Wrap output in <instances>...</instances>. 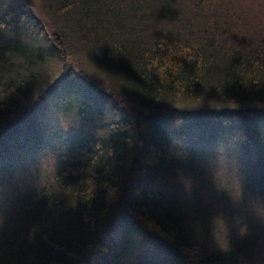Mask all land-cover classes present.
<instances>
[{
	"label": "trees",
	"instance_id": "obj_1",
	"mask_svg": "<svg viewBox=\"0 0 264 264\" xmlns=\"http://www.w3.org/2000/svg\"><path fill=\"white\" fill-rule=\"evenodd\" d=\"M36 1L0 0V264H122L125 227L176 264H264V225L242 228L264 212L258 161L236 196L211 182L195 133L264 120V0ZM64 94L115 120L21 129ZM41 134L57 166L19 177Z\"/></svg>",
	"mask_w": 264,
	"mask_h": 264
},
{
	"label": "rangeland",
	"instance_id": "obj_2",
	"mask_svg": "<svg viewBox=\"0 0 264 264\" xmlns=\"http://www.w3.org/2000/svg\"><path fill=\"white\" fill-rule=\"evenodd\" d=\"M10 1L16 6L22 5V3L25 2V0H10ZM34 1L37 3L35 5L38 7L40 2L36 0ZM30 40L32 39L20 40V42L26 45V48L33 49V51H36V47L38 45L44 46L45 48L48 47L47 45L45 46L41 42L42 40L41 41L32 40V42ZM8 48L13 49V46H10ZM10 52L11 50L4 51V53H10ZM49 61L50 59L47 60L46 65L48 64ZM49 66L55 68L57 67L55 62H51ZM83 68L85 69V66H83ZM43 69L44 67L42 65L41 71H43ZM45 69H46L45 71H47L48 68ZM69 79L71 80L70 83L73 85L74 89L78 90L79 84L77 83L75 78L70 76ZM82 97L85 98L83 100V103L79 99L77 98L75 99V97L73 96H67L66 94H64L63 99L61 98L55 100L54 97L49 98L48 100L49 105H46L47 103L45 104L43 103V106H41L39 109H36L28 117L24 118L23 123L20 124L21 129L24 128L26 133L29 134L30 131L33 130V128L37 132H39V129H37L36 126H42L44 125V123H49L53 121L55 118H57V120L55 122H52L50 125L59 128L61 127V125L67 126V124H73V125H77V127L84 129V132H86L87 131L86 129H89L93 125V124L89 125L90 122L94 123L95 120L94 117H91L88 121H86L87 120L86 117L90 113H96L100 110H105L104 114L108 113L110 115L111 118L109 117V115L105 116L103 114L105 119H107V122H113L115 120L114 115L109 112L107 105L103 103H102L103 106L96 105L91 100L92 97L91 99H89L90 96L88 97L87 94H84ZM79 112H82L83 115L80 116ZM250 118L251 117H249V119ZM256 120L257 119H253V117L252 119L248 120V123L250 125L249 124L242 125L241 123H238L236 121L227 124H222V122L220 123L214 122L213 126L204 125L201 127V129H199V131L195 132L196 134L200 135L199 136L200 140L196 141V147L197 149L200 150L199 151L200 155L204 157L207 160V163L209 164V165L206 164L205 170H209L207 172L211 174V182L214 184H221L224 187L230 188V190L236 193V196L239 193V188L237 187L238 181L242 177L243 174L242 172L244 171V167H246L248 158L255 159L258 161L259 165L256 167V169L259 172H261L258 175H262V174L264 175V162L262 161L264 160V153H263L264 152L263 151L264 150V120H257V121ZM96 122H99V120H97ZM171 122L174 123L175 125H178L180 120L174 119ZM193 122L196 125V121L193 120ZM256 122L258 125L256 124ZM258 122H261V125ZM259 128L261 130H259ZM247 129L248 130L252 129V130L248 131ZM238 131H243L244 133L242 134H245V137L248 136L247 140ZM73 132L74 131L71 130L69 132V136ZM247 132L249 133V135ZM96 134H99V132H96ZM64 135L66 136L65 131L61 132L59 136L60 138H63ZM44 136L45 134H41L42 138H40L41 140L36 144L37 149L32 150L31 145H30L31 147L25 146L21 149L20 152L24 154L25 161H23L21 164V170L16 173L19 177L26 176L32 178L36 173L50 174L51 172H53V166L54 168L57 166L56 159H53L52 157L54 156L50 151L47 150V143L45 139H43ZM250 137H251V141H249ZM61 143L63 146L64 142ZM69 143H70V138L68 140V144ZM52 145L54 152H57V149H59V147L57 148L54 147L56 145L55 140L53 141ZM26 148H28L26 150L27 152H23ZM217 149H218V153H217ZM19 177L15 176L13 178V182L18 181ZM41 177L42 176H39V178ZM5 194L7 193L5 192ZM257 197L260 198L261 196H257ZM251 212L252 215H248V217L246 218L244 217L246 222L242 223V228H246V224L248 223L254 226L256 225L263 226L264 212L259 210L257 207H254ZM259 213H262L263 215H259ZM118 235L119 237L124 236L123 241H124V245L126 246V249L123 251L121 255V258L123 260L122 264H137V261L138 264H159V263L176 264L172 259L170 260L166 254H163L162 252H160V250H155L156 249L155 245L152 244L149 238L142 236L138 233L136 234L130 228L127 227L121 228L118 232Z\"/></svg>",
	"mask_w": 264,
	"mask_h": 264
},
{
	"label": "bare ground",
	"instance_id": "obj_3",
	"mask_svg": "<svg viewBox=\"0 0 264 264\" xmlns=\"http://www.w3.org/2000/svg\"><path fill=\"white\" fill-rule=\"evenodd\" d=\"M4 1H5V0H4ZM7 1H8V0H7ZM4 3H5V2H4ZM6 3H7V2H6ZM6 3H5V4H6ZM9 4H10V2H9ZM6 5H7V4H6ZM12 5H13V4H12ZM93 5H94V4H93ZM93 5H92V6H93ZM3 7H4V6H3ZM9 8H10V7H9ZM4 9H5V7H4ZM4 11L7 12V10H3V12H4ZM3 12H2V13H3ZM0 15H1V14H0ZM7 17H8V15H7ZM3 18H4V17H3ZM20 21H21V20H20ZM21 24H22V23H21ZM22 33H23V32H22ZM19 35H20V33H19ZM23 35H24V34H23ZM29 35H30V33H29ZM22 37H24V36H22ZM22 37L19 38V40H20V39L22 40ZM28 37H29V36H28ZM28 39H29V38H28ZM28 39H26V40H28ZM30 41L32 42V40H30ZM20 43H21V42H20ZM20 43H19V45H20ZM77 65H79V64H77ZM70 66H71V65H70ZM66 67H67V66H66ZM72 67H74V66H72ZM82 67H83V66H82ZM71 69H72V68H71ZM83 69H84V68H83ZM79 70H81V68H80ZM75 72H76V71H75ZM84 72H85V71H84ZM80 73H81V72H80ZM87 73H88V72H87ZM71 75H72V73H71ZM75 75H77V74H75ZM79 75H80V74H79ZM84 76H86V75L84 74ZM84 78H85V77H84ZM70 79H71V78H70ZM93 80H94V79H93ZM93 80H92V81H93ZM90 82H91V81H90ZM88 83H89V82H88ZM95 83H96V82H95ZM96 85H97V84H96ZM94 88H95V87H94ZM91 89H92V88H91ZM99 90H100V89H99ZM52 93H53V92H52ZM88 97H89V95H88ZM24 101H25V100H24ZM21 102H22V101H21ZM53 105H54V103H53ZM21 107H22V106H21ZM55 107H56V106H55ZM45 108H46V107H45ZM51 108H52V107H51ZM55 109H56V108H55ZM11 112H12V111H11ZM13 114H15V113L13 112L12 115H13ZM17 114H18V113H17ZM12 115H11V116H12ZM19 116H20V115H19ZM256 118H257V117H256ZM259 119H260V118H259ZM12 120H13V119H12ZM245 120H246V119H245ZM247 120H249V119H247ZM257 120H258V119H257ZM257 120H256V121H257ZM260 120H261V119H260ZM241 123H242V122H241ZM258 123H260V125H261V122H258ZM248 124H249V123H248ZM253 124H254V123H253ZM256 124H257V122H256ZM249 125H250V124H249ZM257 125H258V124H257ZM248 127H249V126H248ZM253 127H254V126H253ZM259 127H260V126H259ZM251 128H252V126H251ZM191 129H192V128H191ZM240 129H241V128H240ZM242 129H243V128H242ZM245 129H246V128H245ZM255 129H256V128H255ZM255 129H254V130H255ZM247 130H248V129H247ZM249 130H250V129H249ZM249 130H248V131H249ZM251 130H252V129H251ZM251 130H250V131H251ZM259 130H261V129L259 128ZM192 131H193V129H192ZM256 131H257V130H256ZM247 133H248V132H247ZM253 133H255V132H253ZM256 133H259V132H256ZM153 134H154V133H153ZM155 135H156V134H155ZM191 135H192V134H191ZM248 135H249V133H248ZM250 135H251V134H250ZM242 136H243V135H242ZM244 136H245V134H244ZM253 136H254V135H253ZM246 137H247V136H246ZM244 138H245V137H244ZM38 140H39V139H38ZM213 140H214V139H213ZM220 140H221V139H220ZM256 140H257V139H256ZM217 141H218V140H217ZM221 141H222V140H221ZM249 141H251V137L249 138ZM249 141H248V142H249ZM252 141H254V140H252ZM223 142H224V141H223ZM249 143H250V142H249ZM254 143H256V142H254ZM257 144H258V143H257ZM199 145H200V144H199ZM215 147H216V146H215ZM252 150H253V149H252ZM252 150H251V151H252ZM256 150H257V149H256ZM172 151H173V150H172ZM193 151H194V150H193ZM251 151H249V152H251ZM253 151H254V150H253ZM263 151H264V150H263ZM220 152H221V151H220ZM220 152H219V153H220ZM217 153H218V149H217ZM263 153H264V152H263ZM174 154H175V153H174ZM179 154H180V153H178V155H179ZM158 155H159V154H158ZM252 155H253V153H252ZM170 156H171V155H170ZM245 156H246V155H245ZM155 157H156V155H155ZM167 157H168V156H167ZM173 157H174V156H173ZM179 157H180V156H179ZM179 157H178V159H179ZM246 157H247V156H246ZM161 158H162V157H161ZM167 159H168V158H167ZM166 161H167V160H166ZM168 161H169V159H168ZM168 161H167V163H168ZM172 161H173V160H172ZM163 162H164V161H163ZM169 164H170V161H169ZM166 165H167V164H166ZM164 167H165V166H164ZM262 177H263V176H262ZM260 182H261V180H260ZM262 183H263V181L261 182V186H262ZM257 185H258V184H257ZM261 186H260V187H261ZM263 186H264V185H263ZM181 202H182V201H181ZM125 259H126V256H125ZM122 261H123V260H122ZM120 262H121V261H120ZM124 262H125V261H124ZM122 263H123V262H122Z\"/></svg>",
	"mask_w": 264,
	"mask_h": 264
}]
</instances>
